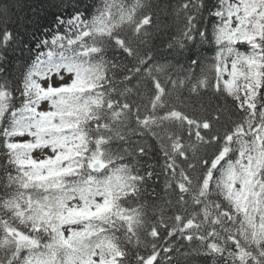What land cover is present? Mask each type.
<instances>
[{"label":"snow or ice","instance_id":"snow-or-ice-1","mask_svg":"<svg viewBox=\"0 0 264 264\" xmlns=\"http://www.w3.org/2000/svg\"><path fill=\"white\" fill-rule=\"evenodd\" d=\"M29 7L0 0V264H264V0Z\"/></svg>","mask_w":264,"mask_h":264},{"label":"trees","instance_id":"trees-1","mask_svg":"<svg viewBox=\"0 0 264 264\" xmlns=\"http://www.w3.org/2000/svg\"><path fill=\"white\" fill-rule=\"evenodd\" d=\"M14 2L19 5L17 10L21 15L25 13L31 15L32 7L29 6L35 7L40 3V0H14ZM153 3H157L162 9L167 0H153ZM40 15L44 16L45 13L41 12ZM47 19L50 21L51 16H48ZM156 23L157 27L153 29V32L156 36V45L159 47L162 43L167 42L168 35L175 30V23L173 18L164 11H158ZM205 102H207V97H205Z\"/></svg>","mask_w":264,"mask_h":264}]
</instances>
